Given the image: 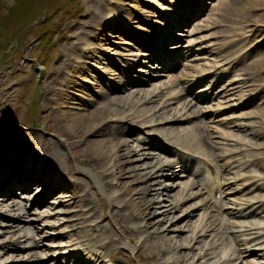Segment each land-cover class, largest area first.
Here are the masks:
<instances>
[{
  "label": "rangeland",
  "instance_id": "1",
  "mask_svg": "<svg viewBox=\"0 0 264 264\" xmlns=\"http://www.w3.org/2000/svg\"><path fill=\"white\" fill-rule=\"evenodd\" d=\"M85 1L86 0H0V144L5 145L8 143V145H10L12 141H17L20 135L24 132H29L31 134L36 133V135L41 138V141H44L45 139L51 140V142L56 141L55 139H51V137H55L56 131L55 122L53 120L54 114L53 111H50L49 109L52 106H45L43 96L48 91L47 86L51 85L55 88V85L57 84L55 79L58 75V69H60L59 66L64 59H66L67 54H69V48L71 46L73 47L76 42V47L79 46L78 48L82 49V43L77 40V38H79V36H77L79 33L78 31L82 32L80 39H83L86 36L88 40H90V38L92 40V35L87 34L92 31L91 28L79 27L83 29V31L76 29L79 26L78 24L85 21L87 17ZM89 1L90 0H87L88 3L95 2L94 0H91V2ZM179 1L180 0H122L120 6L115 5L112 2L108 3L105 0H103L102 3L108 8H116L115 13L118 17L116 18V22L118 24L115 23L117 24L115 26H118V28L125 24V21L123 20L128 19L129 16V20H133L126 23V34H123V38L127 37L125 42L132 47L135 44L132 37L137 36L140 38L142 36L145 40L150 37L154 39V37H157L155 28L157 30H162V28H164L166 31L164 25H161V27L153 25V23L156 22V20L153 19L154 13L157 12V8H160L162 9V12L158 13V18H163L164 15H167L169 17L172 16L171 20L174 21L177 16L176 13L173 12L178 11L180 4ZM114 8H112V10ZM136 9L139 11V16L135 15ZM102 15L103 11H100L99 17ZM133 17L142 18L144 23L132 24L135 22ZM182 18L185 19L186 17L183 16ZM150 24L153 26L147 28ZM111 25H114V23L111 22L108 24L106 22L104 30H108ZM165 26H167V23ZM100 27L102 28L103 26L101 25ZM27 28V32L21 34L16 41H14L15 35ZM183 31V33L181 30L171 31V36L172 32H174V35L176 36L180 33L182 34L181 40L172 43L178 44L176 47L184 46L182 54L185 56V59L181 62V65H179V67L173 72L169 71V75L155 77L146 83L145 86H138L130 89L154 91V94H158L150 103L134 104V101L130 100V108L125 109V112L127 113H125V116L123 117H125L124 119L126 121L128 120L130 124L135 126L134 134H131L128 137L121 134L122 132L120 131H124L127 125L122 123V121H118V118L120 117L117 115V104H113L114 106L111 105L106 101L105 97L100 99V95L97 94L95 99H97L99 106L88 105V108L86 109L88 115L94 114L98 118L104 120L103 134H107L106 137L117 139L125 138L131 143L134 142L135 145L140 148L143 146V142L140 138L144 136L145 133H148L151 137V132H148L149 130H156L155 132H158L159 135L157 133H155V135L163 144L169 141L172 142V138L177 137V135H171L172 138L170 135L162 136L157 130V128L160 129L163 127L162 122L155 124V119L152 120L150 113L139 114L144 107L148 108L154 106L152 104H155V106L158 104V106H160L167 102L168 106L164 111V115H161L168 120L174 119L173 121H169L167 126L177 129L176 133L178 134H182V130L188 126L195 125L194 123L200 120L201 124H199L206 130L208 138H210L209 141L212 142L213 147L217 148L214 152L216 156L215 158L217 159H211L210 162L215 171L213 183L221 189V197L224 202L218 206L217 210L206 205V208H208L206 212H209L208 214L211 216H206L205 221L203 220V215L206 214V212L205 209H203L204 207L201 206V202L203 200L209 201V196L207 194L206 197V191L202 190V188L198 187L196 184L197 181L202 184L205 182L202 175H198L195 179H190V177L173 180L164 179L163 181L167 184L166 188L170 190L169 192H166L169 194L168 197L159 196L158 193L161 187L157 188V186L153 184L157 179H153L152 177L151 180H149V183L152 181L151 184L154 185L153 187H150V193L153 195L147 196L146 198L152 200L151 203L155 204L156 210L162 211V209H166L167 207H169V209H174L176 205L179 206L177 207V210L169 215L168 218H164L165 220H162L163 214L161 213L154 215V217L151 218V221L159 222L158 224L160 228L163 227V229L171 230L163 234L164 236H167L163 239V242L169 239L173 244L178 245V237L180 238L185 235L191 237L192 241L191 244H189L190 246L187 241L182 243L188 248H191V246L196 248L191 251L192 255H188V257L186 256L188 261H192V258L197 255V257L194 258L198 264H213L216 261L218 262H216L217 264H234L232 262L235 260L234 255L236 250L234 249L243 253V248L248 249L252 247L255 249L251 251H254L256 255L264 252V188H257L259 185H264V139L256 137L257 140L254 137H249L244 130L237 128L240 124H243L244 121H247L243 115H246L247 113L253 114L256 110H259L258 108H260V106L257 105L255 100L249 101L251 96H246L245 94L239 95L238 91H228L222 98L214 99V101L205 104L203 110H201L202 113L198 108H192L189 105L190 103L188 102V99L192 98L194 92L195 94H199L200 92H197L198 90L196 89L204 85V81H202L190 88L195 79L201 76H207L209 79H213L212 82H216L215 87H213V90L215 89V93L213 94L221 93L223 92V88L226 87V83L223 84V82L226 79H231L233 75L235 78L231 79L234 80L233 82L230 80L229 87H234L233 85L236 87V82L238 80L236 75L240 74L239 69H244L248 66V59L251 60L252 58L257 59L264 57V0L206 1V6L202 9L201 14L185 26ZM166 32L168 33V30ZM132 33L136 34L133 35ZM110 35H117L119 38V35L114 31L108 33L109 40L112 42L117 41V39L110 37ZM151 41L155 42V40ZM229 46H231L230 49L225 50V48H228ZM103 48L105 49L103 52L104 59L110 57L114 60L112 66L115 71L117 70V67L115 68L114 65H118L119 68V64L123 62L124 58L128 57L126 56L127 53H130L129 51L133 50L128 46L115 47V45L107 44L103 46ZM220 48H223L224 51L217 54V51ZM110 50H114L115 52ZM116 51L119 53H116ZM110 52H114V55L112 56ZM121 57L124 58L121 59ZM129 58L131 60L133 57ZM226 59H228L226 61L228 64L221 66ZM89 62L91 63V61ZM236 62H239V65H237L235 74L233 72L229 73L227 76H223L221 80L217 81L218 78L226 74V67L228 66L229 69L231 63L233 65ZM94 66L95 67L93 68H97V64H94ZM100 66L101 67L97 69L101 72L104 65L101 64ZM97 69L96 72H98L99 75ZM86 71L89 74V69ZM86 71L83 72L85 73L84 78L90 82L91 80L86 76ZM131 71L134 70L131 69ZM137 73L141 72L138 71ZM156 74L157 73L155 72V75ZM89 75L94 76L92 71ZM145 75L148 74L142 73V76ZM105 76L106 80L114 84L113 86L115 88L123 79L125 80V78L122 77L123 75L117 76V78L116 76L113 78H110L109 75ZM110 79L114 81H111ZM253 79L259 84L264 85V70L255 74ZM81 80V76L80 79H76V83H78L79 86L88 85L86 82L83 84ZM182 86L185 90L180 92V87ZM90 90H92V88ZM80 91L81 90L77 89L71 92L74 96L72 98V101L74 102L72 103L77 102L76 97L79 99L78 96H83L84 92L81 94ZM127 91L128 90H126V92ZM115 92L119 91H113L111 96H119V94ZM171 92H175L176 94L180 93V99L177 100L179 95ZM53 98L55 101L56 98ZM239 103L240 105H238ZM244 103L248 104L243 106ZM70 105L74 106V104ZM187 106L188 108H186ZM99 110L109 112L110 115L105 117ZM72 112L76 111L73 110ZM156 120L160 119L157 118ZM117 121L121 122L119 123L120 129L118 128ZM114 131L117 132L119 137L114 134ZM113 134L115 135L114 137H112ZM19 139L22 141L24 140V138ZM153 140L154 141H152L151 144L158 142L156 138H153ZM22 143L24 144V147L28 149L27 144L25 142ZM73 143V140H66L61 147L58 146L60 153L63 154L66 162L69 163L71 168L70 172L72 171V173L69 174V176H71L70 179L64 177L73 185L77 184V190H79L78 197L83 198V202L87 204V206L85 205L87 209L96 211L90 213V215L87 214V216H89V220L87 221H85L86 218H88L87 216L85 219H81L80 216L76 217L80 213L79 205H72V208L67 205H56L58 200L63 196L66 197L64 192H61L62 196L60 199L57 197L53 198L51 195L46 197L44 202L36 205H30L34 195L32 198H29L31 201L29 199L26 202L19 200V202L17 201L18 204H16V207L19 208L21 206L22 209V205H25V212L27 211L25 216L29 218L28 220L31 219L32 221L35 220L33 222H38V226L35 225L36 227L34 228H29L27 225H23V227L21 226L22 228L20 225L17 227L19 233L23 232L21 235H26V239L28 238L27 241L26 239L20 240V243L22 242V245H25V243L28 244L31 241L33 242L37 240L39 248L41 247L40 250L44 252L42 246L47 248L45 252L46 254L72 248L79 251L80 246L86 248L85 241L88 240L87 236L89 237L91 234L95 235L98 230L99 231L95 236L99 235L100 229L97 227L103 226L108 230L107 236H105L104 239H100V237L97 236L98 239L96 240V243L92 244L90 247L93 248V252L96 251L102 253L103 251L100 248L101 245L106 246L108 241L113 243L115 248L114 246L109 248L110 250L108 249L104 254L105 264H174V259L165 256L163 242L151 239V244H147L142 242V238L138 239V235L135 233L126 235L120 232L110 215L112 210H115V208L117 209V203H120L119 205H121L119 200H112L113 197L115 198L117 195V193H114V190L117 191L120 188V185L109 187L108 183H105V180L100 181L102 178L98 175H100L99 172L101 173L102 171L99 165L93 163V167L96 168L92 169L93 171H90L86 166L83 167L78 165L81 160L87 159V156L84 154L89 151V148L83 144L78 145ZM140 150L138 156L142 154L146 156L149 154L155 157V159H159V163L171 159L170 155L161 154L154 149L143 148ZM17 151L18 150L14 151V153ZM139 160H143V158H140ZM146 161H149V159H146ZM150 162H152L151 159ZM155 163L156 162L154 161L153 164ZM134 164L137 166L140 165L138 162H135L132 165ZM153 164L151 163L150 165ZM116 166L121 165L117 164ZM228 170H230V172H228ZM169 171L170 170H165V173L162 172L164 175L167 174V176H169L171 172ZM153 172L150 168L145 169V166H143L141 171L137 169L135 173L139 174V177L144 178L143 180H147ZM182 181L183 184H180V187H178L177 184L179 185ZM187 181H189L190 184H187ZM170 185H174V187L170 188ZM184 185L186 190H183ZM188 185H193V187L189 188L187 187ZM17 193L18 192H16V194ZM30 193L33 192L29 191L28 194ZM155 193L159 197L154 195ZM189 193L193 194V197L187 198ZM24 196L28 197V195ZM65 197H63V200L69 199ZM6 201L0 202V210L4 211L0 218H2V216L5 218L0 219V223H6L9 225V218L5 214H9L6 206H10L12 200L9 202ZM108 201H113L114 205L109 206L110 204ZM161 203L167 207H160L159 205H161ZM198 207H202L200 208L201 210ZM38 211L40 212L38 213ZM237 211L238 213H241V216L232 217L231 213H236ZM188 215L189 219L188 217L186 218ZM93 217H96V220L94 219L89 222ZM215 218H217L218 223L215 222ZM218 218H221V220ZM170 219L171 221H169ZM51 224L52 227H49ZM73 224L74 226L72 227ZM134 225L135 224L128 222L127 225L125 224L123 226L133 228ZM5 229L9 232L8 227L0 225V231H6ZM11 229V233H0V244L4 243L6 245L8 243L5 239L8 237L14 239L16 237L18 231H15L13 228ZM156 235L163 236L159 231ZM31 237L35 240H32ZM49 237L52 238L51 241V238ZM236 238L237 243L239 239V241L241 240L245 243V246L236 248ZM41 244L42 246H40ZM11 247L14 246H10L9 251L6 249L2 250V254L9 255V260L7 262L0 260V264H25V262L36 260H34L33 256L28 255L25 249ZM187 252L188 249H180L179 252H177V255L180 254L182 256L185 253L187 254ZM36 254L41 255V253ZM226 254H228V256ZM138 255L143 256L144 260L138 258ZM7 256L3 255L2 257L5 258ZM25 256L28 257L25 258ZM83 256L87 258L85 259L86 262L91 260L88 261L89 257L92 258L88 253L86 256V251L83 253ZM155 256L157 258V263L150 259ZM204 256L207 257L205 258ZM16 257H18L17 260H20L21 262L16 261ZM34 257H36V255ZM92 262L93 261L88 264H93ZM242 264H264V260L254 262V259L248 258L243 261Z\"/></svg>",
  "mask_w": 264,
  "mask_h": 264
},
{
  "label": "bare ground",
  "instance_id": "2",
  "mask_svg": "<svg viewBox=\"0 0 264 264\" xmlns=\"http://www.w3.org/2000/svg\"><path fill=\"white\" fill-rule=\"evenodd\" d=\"M94 1L95 2H92V3H88L87 0L85 1L86 2L87 17H86V20L83 21L82 23L78 24L79 26H78V28H76L77 30L79 29L81 31H83V29H81V28H91L92 31L88 32L87 34L92 35V40H91V38H90V40H88L86 38V36H85V38L80 39V35L82 34V32L78 31L79 33L77 34V36H79V38H77V40L82 43V49L78 48L79 46L76 47L77 46L76 42L74 43L73 47L71 46L69 48V51H70L69 54H67L66 59H64V61L59 66L60 69H58V75L56 76V79H55L57 82V84L55 85V88L52 87L51 85L47 86L48 91L43 96L45 106H47V105L52 106L49 109H50V111L52 110L53 114H54L53 120L55 122L56 131H55V137H53V138L51 137V139H55L57 142L54 141L55 142L54 143L48 139L41 141V138H39V136L36 135V133L31 134L29 132H24L19 137V138H24L23 141L18 138L17 141H12V143L10 145H8V143H6L5 145L0 144V190H1L0 194H3L6 197L7 193L10 190L9 188H12V191L14 188H17V191L22 192V191H26L27 187L32 182H36V183L43 182L41 184V186L39 187L40 193H39L38 197H36L35 193H33V194L30 193L32 195L28 194L29 198H32V196L34 195V197L32 198V201L28 197H25L26 200L29 199L31 201L30 205L41 204L42 202H44V200L47 196L52 195L53 193H57L58 194L57 198L60 199L62 196L61 192L62 193L64 192L66 197L69 199L63 200V197H65V196H63L60 200H58V202L56 201L57 202V204L55 203L56 205H58V204H60V206L61 205H63V206L67 205L68 207H71L72 205L73 206L79 205V212L80 213L76 217L80 216L81 219H85L87 214L90 215V213L95 212L96 210L95 211L88 210L86 207L87 204L85 202H83L84 201L83 198L78 197L79 190H77L78 189L77 184L73 185L71 182H68V180H67V179L71 178V176H69V174H71L72 171L70 172L71 168L69 166V163L66 162L63 154L60 153L58 146L61 147V145H63V143L66 142V140H69V141L73 140L74 141L73 144H78V145L83 144L84 146H87L89 148V151H87L84 154L85 156H87V159L81 160L78 165L83 166V167L86 166L90 171H93L92 169H96L93 167L94 166L93 163L96 165H99V167L102 171L101 173L99 172L100 175L97 174L100 178H102V179H100V181L105 180V183H108L109 187H116V186L120 185L121 189L119 188L117 191L114 190V193H117V195L115 198L113 197L112 200H119V202H121V205H119L120 203H117V206H116L117 209L115 208V210H112L110 213V215L113 218V222H114L115 226H117V228L120 230V232H122L126 235H129L131 233H135L136 235H138V239L142 238V242L147 243V244H151V242H150L151 239H154V241L156 239V240H158V242H163V239H165V237H167L166 235L164 236L163 234L166 233L167 231H171V230L163 229V227L160 228L159 224H158L159 222L151 221V218H153L154 215L162 213L163 214L162 220H165L164 218H168L171 213H173L175 210H177V207L179 205L178 206L176 205L174 207V209H171V208L169 209V207L164 206L163 203H161V205H159L160 207H167V208L162 209V211H157L155 208L156 207L155 204L151 203L152 200L151 199L148 200V198H146V197L153 195L152 193H150V191H151L150 187H153L154 185H156L157 188L161 187L159 189L160 191L158 193L160 197L161 196L168 197L169 194H167L166 192L167 191L169 192L170 190H168L166 188L167 184H165V182L163 181L166 178L165 175H167V174L164 175L163 172H164V170L170 169L171 163L170 162L167 163L165 161L162 163H159L158 162L159 159L157 160V159H155V157H153L149 154H147L146 156H144L143 154L138 156L139 152L141 151L140 149L146 148L144 145L140 148V147H137L134 142H133L134 143L133 144L125 138H122V139L118 138L117 139V138L106 137L107 134H103L104 133L103 132L104 131L103 121L104 120L98 118L94 114L88 115V113H87L88 111L86 108H88V105H96V106L98 105L99 106L97 99H95V97L98 94V95H100V99L105 97L106 101H108L111 105L117 104V106H116L117 112H118L117 115L120 117V118H118V121L125 120L124 119L125 117H123V116H125V113H127V112H125L126 111L125 109L130 108V105H131L130 100H133L134 104L150 103L153 98L157 97L158 94H154V91L151 92V91L142 90V89L130 90L131 89V88H129L130 85H127V84L125 85L124 83H122V82H125L124 79L121 81L120 84H118V86L116 88L113 86L112 87L113 89H110V91L104 90L103 87L101 86V84L103 82L107 81L105 75H109L110 78L111 77L113 78L114 76H116V78H117V76L123 75L122 77L125 78V76H124L125 74H130L129 71H131V69L134 70L132 63L129 61L136 59V58H134L136 56H138V57L139 56H145L144 53H138L139 48H142V49L144 48L149 54V55L147 54V56H150L148 58H150V59L153 58L155 60H157V58L158 59L160 58V55H159L160 52L158 54V51H161V52L166 51V50L167 51H173L174 49H177V48H174V47L173 48H166V50L165 49L164 50L158 49L159 43L155 44L154 41L150 40L153 38L150 37L147 40L142 41L137 36L132 37L134 42H135L136 47H133V46L131 47L130 44L125 42L126 38H123V36H122L123 34L124 35L126 34V29H127L126 23L133 21V20H129L130 16L128 19H124L123 21H125L124 22L125 24H123V26L118 28V26H115L118 24L116 22V18H118L116 16V13H115L116 8L112 7V8H114L112 10V8H108L107 6L103 5V3H102L103 0H94ZM105 1L108 3L112 2L113 4L120 6L122 0H105ZM89 2H91V0ZM179 3L180 4L178 7V11H177V12H179V14H176V16L182 14V17H183V16H185V12L190 10V7H189L190 3L187 0H180ZM182 5L184 8L182 7ZM95 6H96V9H95ZM100 11L101 12L103 11V15L101 17H99ZM135 15L139 16L138 9H136ZM158 17H159V15H158ZM168 17L169 16H167V18ZM133 19L135 22H133L132 24L144 23L142 18L133 17ZM136 21H138V22H136ZM106 22L108 24L113 22L114 25H111L108 28V30H104V26H105ZM115 23H117V24H115ZM173 23L175 24V22L172 20L171 24H173ZM102 24H104V25H102ZM101 25L103 26L102 28L100 27ZM180 26H181V24L177 25V27H180ZM79 27H81V28H79ZM156 30L157 29L155 28V32H157L158 38L160 37V35L163 32L167 31V29L165 31L164 28H162V30H160V29L157 31ZM113 31L119 35V38L117 35H110V37H114L117 39V41L112 42L109 40L108 33H112ZM140 31H142V30H140ZM132 34L135 35L136 33H132ZM166 34H167L166 38H169V35L167 32H166ZM149 36H151V35H149ZM162 42H161V44H162ZM108 43H111V44H108ZM153 43L155 45H153ZM106 44L107 45H115V47H117V46L118 47L119 46H124V47L128 46L129 48L133 49L132 51H129L130 53H127L126 56H128V57H126V58L121 57V59L124 58V60H123L124 63L121 62V64H119V68H118V65H116V66L114 65L115 68L117 67L116 71L114 70V68L112 66L114 63V60H112L111 58H105L104 59L103 52L105 49L103 48V46H105ZM230 47L231 46H229L228 48H225V50H229ZM107 49H109V48H107ZM220 49H222V50H220ZM220 49L217 51V54L222 53V51H224L223 48H220ZM110 51H114V50H110ZM114 52H110V54L113 56ZM116 53H119V52L116 51ZM163 54H166V53H163ZM120 55H121V53H120ZM129 57H133V58H131V60H130ZM163 58H165V59L159 60L160 66H163V64H161V62H164V65H165L166 63L172 61L170 59V58H172V55H170V54L164 55ZM175 59L173 60V62L170 63V65L174 63ZM227 60L228 59L223 61L224 65L228 64V62H226ZM89 61H91V63ZM248 61H249L247 63L248 66L246 68L239 69L240 74L237 75L238 80L236 82V87H235V85H233L234 87H229L228 91H230V92L238 91L239 95L245 94L246 96H251L249 98L250 99L249 101L255 100L257 105L260 106V108H258L259 110H256V112H254L253 114L247 113L246 115H243L247 121H244V123L240 124L237 128L244 130L246 135H248L249 137H254L255 139H257L256 137H260V138L264 139V85L259 84L258 82H256L253 79V76L255 74H258L259 72L264 70V57L257 58V59L252 58L251 60L248 59ZM94 64H97V68L101 67L100 66L101 64L104 65V67H102L101 72L97 68H93V67H95ZM150 67L154 68V66H150ZM150 67H148L146 70L140 71V72L150 75L151 71H152ZM156 68H158V66H156ZM88 69H89V74L92 71L94 76H90L87 73L86 70H88ZM96 69H97V71H99V75H98V72H96ZM85 71H86V75L88 76L89 80H91L90 82L84 78L85 73H83V72H85ZM250 71H253V72H250ZM80 76L82 77L81 82L83 84L86 82L88 85L79 86V84L76 83V79H80ZM110 80L114 81L112 79H110ZM141 80H143V78H141ZM233 81L234 80H231V82H233ZM53 82H51V83H53ZM108 84L114 85L110 82H108ZM91 88H92V90H90ZM77 89L81 90L80 91L81 94H83V92H84V94H83L84 97L78 96L79 99L76 97L77 102L72 103V102H74V101H72L73 100L72 98L74 96L71 92H73ZM126 90H128V91L126 92ZM155 90H157V89H155ZM113 91H119V92H115V93L119 94V96H115V95L111 96V93ZM88 92H90V93H88ZM225 94H226V91L219 93L217 95L216 99L222 98ZM51 96H52V98H51ZM53 97L56 98L55 101L53 100L54 99ZM240 99H242V98H240ZM70 104H74V106L70 105ZM245 104H247V103H244L243 105H245ZM152 105H154V106L148 107V108L144 107L141 110V113H139V114L150 113L151 114L150 117L152 118V120L155 119V121H154L155 124L162 122L163 127H161L160 129L157 128V130L159 131V133L162 134V136L163 135L164 136H167V135H170V136L175 135L176 136L177 135L176 138L175 137L172 138V136H171L173 141L172 142L169 141L167 143L172 144V146H174V147L176 146V147L185 148V149H189V150H195V152L202 154L203 156H205L209 160L214 159L216 157L214 152H215V149H217V148L213 147L212 142L209 141L210 138H208L207 132L204 129V127L200 125L201 124L200 120L198 122L194 123L195 125L188 126L184 130H182V134H178V133H176L177 129L172 128L171 126H167V123L169 121H173L174 119L168 120V119L163 118L161 115V114L164 115V111L168 106L167 102L161 104L160 106H158V104L156 106H155V104H152ZM185 105H187V104H185ZM238 105H240V103ZM186 108H188V106ZM73 110H75L76 112H72ZM138 110H139V108H138ZM99 111L102 112V115L104 114L105 117L110 115L109 112H104L102 110H99ZM197 114H195V115H197ZM160 117H162V118H160ZM157 118H159L160 120H156ZM118 121H117V123H118L117 125H118V128L120 129L119 123H121V122H118ZM126 122L129 123L128 120ZM170 123H172V122H170ZM153 126H154V124H153ZM204 130H205V133H204ZM155 131H148V132L149 133L151 132V137L153 136L154 138H157V136H154V135H155V133L158 134V132H155ZM125 132H126V134H123V136L128 137V134L131 135V131H129L128 126L125 127ZM114 134L117 135V132L114 131ZM114 134L112 135V137L115 136ZM144 138H146V137H144ZM20 141H21V144L23 146L20 144ZM22 142H25L27 144L28 149H26L24 147V144ZM7 145H8V147H7ZM16 145H18L19 148H17ZM137 148L139 149V151ZM16 150H18V151L14 153V151H16ZM139 157L143 158V160H139L140 159ZM146 159H149V161H146ZM150 159L152 162H150ZM215 159H217V158H215ZM154 161L156 162L155 164H153ZM135 162H138L140 165L139 166H137L135 164L132 165ZM151 163L153 165H150ZM117 164L121 165V166H116ZM143 166H145V169L150 168L152 170V172L154 171L152 174L150 173L151 175L147 178V180H143L144 178L139 177V174L135 173L137 171V169H139L141 171V169H143ZM52 169H54V170H52ZM180 171H182L185 175L186 170L183 169ZM228 172H230V170H228ZM59 177H62L63 181H65V184H62V182L60 180H56ZM152 177H153V179H157V181H155V183H153L154 185L151 184L152 181L149 183V180H151ZM170 177H176V178L178 177L179 178L180 176L175 175L172 172ZM161 181L164 183H162ZM93 183H95V182H93ZM188 183H189V181H187V184ZM180 184H183V181H182V183H179V185L177 184V186L180 187ZM171 187H174V185H170V188ZM187 187L192 188L193 185L192 186L188 185ZM189 188H188V190H189ZM257 188L262 189V188H264V185L263 186L259 185V186H257ZM183 190H186L185 185H184ZM28 191H29V189H28ZM183 192H185V191H183ZM154 195H156V193ZM156 196L159 197L158 195H156ZM188 197H193V194L189 193L187 195V198ZM185 200H186V198H185ZM4 201H6V200H4V197H1L0 202H4ZM6 202H9V201H6ZM108 202L110 204L109 206L114 205L113 201H108ZM198 202H200V201H198ZM16 204H18V203L17 202H11L10 206H6L9 214H5V215L8 216L9 220L8 219L7 220L10 223H9V225H7L6 223H0V225L4 226V227H8L9 232H8V230L5 229L6 231L1 230L0 233L1 234L2 233H6V234L11 233L10 230H12L11 228H13L15 231H18V234L16 235V237L14 239H12L11 237H8L7 239H5V240H7L8 244L5 245L4 243H1L0 244V251H2L4 249L9 251L10 246H14L11 248L25 249L27 251V254L31 253V254H33V257H34V255H36V253L43 252L42 250H40L37 240L33 241V242L31 241L28 244L25 243V245H22V242L20 243V240L26 239V235H21V234H23V232L19 233V230L17 229V227L19 226L20 223L21 224L24 223L23 225H27L29 228H34L36 226H34V223H32V222L35 220H33V221L31 219L28 220L29 218L27 216H25L27 211L25 212L24 205H22V209H21V206L18 208V207H16ZM226 204H228V203H226ZM196 206H198V205H196ZM203 209H205V212L208 210V208H206V207H204ZM39 212L40 211H38V213ZM3 213H4V211L0 210V217H1V215H3ZM208 213L206 212V214L203 215V220L206 219V216L209 217L210 214H208ZM233 213H231L232 217L241 216V213H238V211L234 214ZM87 217L88 218H86L85 221L89 220V216H87ZM187 217L189 219V215L186 216V218ZM95 218L96 217H93V219H91L89 222L93 221ZM0 219H5V218H3V216H2V218H0ZM71 219H72V217H71ZM214 220H215V222H217V218H215ZM219 220H221V218ZM71 221H74V220H71ZM169 221H171V219ZM128 222L135 224L134 227L133 228H127V227L123 226L125 224L127 225ZM36 223L38 224L37 221H36ZM244 223H246V222H244ZM239 225H240V222H239ZM73 226H74V224L72 225V227ZM213 226H215V225H213ZM49 227H52V224L49 225ZM224 227H226V226H224ZM97 228L100 229V233L97 236L100 237V239L101 238L104 239V237L107 236V234H108V230H106L103 226L102 227L98 226ZM206 228H208V227H206ZM219 230H220V227H219ZM158 231L161 232V234L163 236H157L156 233ZM206 231H207V229H206ZM216 232H218V231H216ZM67 233H66V235H67ZM83 233H84V231H83ZM96 233H95V235H96ZM190 233H192V232H190ZM204 234H206V233H204ZM95 235L91 234L89 237L87 236L88 240L85 242L88 243L89 246L96 243V240L98 239V237ZM31 238H32V240H35V239H33V237H31ZM49 238H51V237H49ZM27 239H26V241H27ZM220 239H222V238H220ZM51 240H52V238L50 239V241ZM126 241H128V240H126ZM186 241L189 242L188 245L191 244V241H192L191 237L187 236V235L180 237V238L178 237L177 238V242H179L178 245L173 244V242L169 239L167 241L163 242L164 254H165V256H168L169 258L174 259V261H173L174 264H198L197 261L195 260L197 255L194 256L195 258L191 257L192 261H188L186 259L188 257V255H192L191 251L193 249H196L193 246H191V248H188L186 245L182 244V243H185ZM127 243H129V242H127ZM217 243H220V242H217ZM113 246H114L113 243L111 241H108L106 246L101 245L100 248L105 253L108 251L109 248H112ZM235 246H237V244H235ZM223 247H224V245H223ZM114 248H115V246H114ZM180 249H188L187 254L185 253L182 256L180 254L177 255V252H179ZM227 249H229V248H227ZM231 249H232V247H231ZM2 253H3V251L0 252V260L7 262L9 260V258H8L9 255L7 256V254H2ZM244 253L246 255H248V254L255 255V260H257L258 258H260V260L264 259V252L260 253L259 255L258 254L256 255L253 252H247V251L245 252V250H244ZM103 254L100 257L102 259V262L104 263ZM229 254H230V252H229ZM3 255H6L7 257L3 258L2 257ZM226 255L228 256V254H226ZM92 256L95 257L94 254ZM27 257L28 256H25V258H27ZM138 258H142V260H144L143 256H141V255H138ZM226 258H228V257H226ZM17 259H18V257H16L15 260L18 261ZM150 259L153 262L157 263L156 256L151 257ZM202 259H204V258H202ZM233 259H234V257H233ZM11 261H12V258H11ZM83 261H84L83 263L88 264V262H86L85 260H83ZM225 261H227V260H225ZM18 262H21V261L19 260ZM102 262H101V264H103ZM213 262H215V261H213ZM75 263H76V260H74V264ZM149 263H151V262H149ZM215 263H213V264H215Z\"/></svg>",
  "mask_w": 264,
  "mask_h": 264
},
{
  "label": "water",
  "instance_id": "3",
  "mask_svg": "<svg viewBox=\"0 0 264 264\" xmlns=\"http://www.w3.org/2000/svg\"><path fill=\"white\" fill-rule=\"evenodd\" d=\"M102 25H104V24H102ZM27 30H28V28L25 29L24 31H21V32H19L18 34H16V35H15V40H14V41H16V39H17L21 34H24L25 32H27Z\"/></svg>",
  "mask_w": 264,
  "mask_h": 264
}]
</instances>
